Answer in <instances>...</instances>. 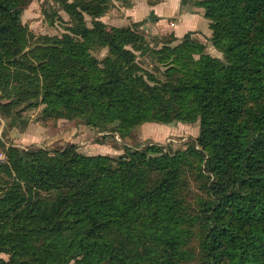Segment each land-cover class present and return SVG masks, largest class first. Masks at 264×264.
Here are the masks:
<instances>
[{"label": "trees", "instance_id": "obj_1", "mask_svg": "<svg viewBox=\"0 0 264 264\" xmlns=\"http://www.w3.org/2000/svg\"><path fill=\"white\" fill-rule=\"evenodd\" d=\"M116 1L57 0L65 31L36 36L33 0H0V116L43 104L122 139L197 121L200 136L118 157L0 139V264H264V0H196L223 58L191 32L154 46L145 21L108 28Z\"/></svg>", "mask_w": 264, "mask_h": 264}, {"label": "rangeland", "instance_id": "obj_2", "mask_svg": "<svg viewBox=\"0 0 264 264\" xmlns=\"http://www.w3.org/2000/svg\"><path fill=\"white\" fill-rule=\"evenodd\" d=\"M142 1L155 3L158 0H121L120 3L122 4H120L119 1H116L113 3V6L110 8V10L101 18V20L107 25L108 28L114 27L109 24L110 21L108 19L115 14H118L119 6L127 7L130 4H138ZM195 2L196 0L184 1L182 10H192L191 7L194 6ZM195 8L200 9V12L202 13L204 12L201 7L195 6ZM113 12L115 13L113 14ZM53 14H56V17L53 18ZM22 20L23 23L27 25L30 31L36 36H59L65 31L66 25L64 22H69L70 18L68 14L64 10H62V7L60 3L57 2V0H33L32 4L25 9ZM52 20L54 21L53 23H51ZM87 20L90 22L91 18L87 17ZM136 23L138 22H133L132 27ZM178 25L179 22L175 20L160 24V26L157 24L144 23V26L141 27V30H143L148 40L154 46H158L159 44L161 45V41H165L168 39L176 38L178 41H181L183 39L184 36L180 39L176 36ZM145 26H147V28H145ZM211 36L209 38H204L198 36L197 33H193V39L200 43H203L206 46V51L210 55L218 58H223V54L214 47ZM96 55H98V57L100 58H103L106 55V50L101 51V53H97ZM44 107L45 105L43 104L35 108L26 109L24 108V106H19L17 110H20V115H15L13 113V116H20L22 118L20 121H15L12 118H2L6 121L7 124L6 129L3 133L4 138L7 140L10 136L11 131L15 132L14 128L18 129L19 131L23 130L28 118L35 113L37 114V117H39V120L47 126L48 122L53 125L54 122H58L59 120H64L62 122L65 123L66 127L81 126V128L84 130L82 132V139L75 140L77 143L75 142L74 145L78 147L80 152L87 155H105L110 157H118L124 154L125 149L128 147L131 149H137L142 148L148 144L172 146V148L176 150L184 148L185 145L189 142L196 141L201 133L200 121L194 123L175 122L172 124L146 123L137 127L129 137L122 139L116 132H113L112 130L100 132L95 128L81 123V121L62 119L59 118L56 114L46 116L43 113ZM114 127V125L110 126L111 129ZM78 134L80 133L78 132L77 135ZM66 144L62 145V147L57 146L49 150L53 151L63 149L67 146ZM36 148L42 147H25V149ZM6 151L7 150L2 147L0 148L1 153H7ZM193 191L194 193H197L195 188H193ZM0 257L7 259L6 255H0ZM190 264L196 263L193 262Z\"/></svg>", "mask_w": 264, "mask_h": 264}, {"label": "crops", "instance_id": "obj_3", "mask_svg": "<svg viewBox=\"0 0 264 264\" xmlns=\"http://www.w3.org/2000/svg\"><path fill=\"white\" fill-rule=\"evenodd\" d=\"M184 1L187 0H158L155 3L142 1L138 4H130L127 7L119 6L118 14L108 19L110 21L109 24L120 28L130 27L133 22L145 21L146 23L160 26V24L175 20L179 22L178 30L176 31L177 38L180 39L189 32L197 33L200 37L209 38L212 34L210 21L207 20L203 13L200 12V9H196L195 6H192V10L190 11H183ZM114 13L115 12H113V14ZM145 28H147V26H145ZM62 121L64 120L54 122L53 125L48 122L47 126L39 120L36 113L32 114L28 118L23 130L19 131L14 128L15 132L11 131L9 138L6 140L3 133L7 124L6 121L0 117V139L8 147L16 146L23 149H25V147L38 146L44 149H51L57 146L62 147V145L66 143V145L75 144V140L82 139V132L84 130L81 126L66 127L65 123ZM78 132L81 135H77Z\"/></svg>", "mask_w": 264, "mask_h": 264}, {"label": "built area", "instance_id": "obj_4", "mask_svg": "<svg viewBox=\"0 0 264 264\" xmlns=\"http://www.w3.org/2000/svg\"><path fill=\"white\" fill-rule=\"evenodd\" d=\"M8 160H9V158H8V155H7V153H1L0 152V164L1 163H8Z\"/></svg>", "mask_w": 264, "mask_h": 264}]
</instances>
